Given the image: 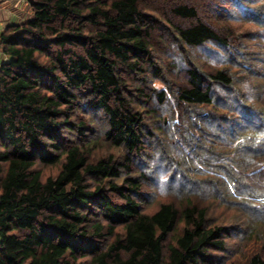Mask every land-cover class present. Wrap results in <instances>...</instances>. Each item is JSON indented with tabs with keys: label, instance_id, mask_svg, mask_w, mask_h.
Here are the masks:
<instances>
[{
	"label": "trees",
	"instance_id": "obj_1",
	"mask_svg": "<svg viewBox=\"0 0 264 264\" xmlns=\"http://www.w3.org/2000/svg\"><path fill=\"white\" fill-rule=\"evenodd\" d=\"M27 1L0 33V264H222L254 198L264 216V82L240 90L223 0ZM243 18L264 30L263 5ZM145 185L181 201L147 212ZM210 196L243 219L217 225Z\"/></svg>",
	"mask_w": 264,
	"mask_h": 264
},
{
	"label": "rangeland",
	"instance_id": "obj_2",
	"mask_svg": "<svg viewBox=\"0 0 264 264\" xmlns=\"http://www.w3.org/2000/svg\"><path fill=\"white\" fill-rule=\"evenodd\" d=\"M212 1V0H210ZM222 1V0H215ZM226 1V2H225ZM223 4L227 7V11L221 10L224 14H221L220 17L218 16V19H215L217 24H219V27L224 32L222 34L228 35L229 40H231L232 46H238L243 49L244 53L247 54V64L250 66V70L246 71V74H243V76H239L238 80L242 81L243 84L240 85V90L242 92H245L244 94L248 93L247 88H249L250 84H252L254 87H260L262 82H264V41L258 40L260 35H263L264 30L262 27L259 26V24L254 21L250 20L244 17V12H246V9H252L257 10L260 9V7L264 6V0H223ZM157 1H151V4H155ZM158 5V4H157ZM156 5V6H157ZM21 9H23L24 17L28 16L31 17L32 12L30 9H28L27 4L23 3ZM162 9V8H161ZM205 10V11H204ZM201 11L211 14H218L220 12L219 6H217L213 1L210 2L206 8L204 7L201 9ZM202 13V12H201ZM227 15H230V18L228 19ZM249 17L252 18V16L249 14ZM255 36V38L253 37ZM163 43H161L162 45ZM212 49H216L217 51L220 50L218 46H215L213 44L210 45ZM158 52V55L162 61V56H164L161 52L160 46L154 50L155 52ZM194 59L197 61L198 64L202 65L204 64L208 69L214 68L213 66H218L216 62H213L209 56H207L206 51L204 49L194 48L193 49ZM180 53V52H179ZM3 58V52L2 48L0 46V63ZM174 60L178 61L177 63L183 66L182 64V58H174ZM263 74L260 76H255L251 74V72ZM258 90H253L252 93L256 92ZM168 119L165 118V121ZM168 122V121H167ZM96 135L99 136V132L96 133ZM99 147L103 149H106V144L104 141L99 142ZM100 148V151H101ZM109 149L113 152L111 146H109ZM117 152V151H116ZM153 160V159H152ZM155 162L153 165L148 166V171L152 173L154 169V165L158 160H154ZM137 162H135L136 164ZM137 169V167H136ZM138 170V169H137ZM56 171L55 168L52 167H46L44 168V174L49 175ZM172 171V170H170ZM152 178H157V173L151 174ZM144 190L146 192L148 191L150 194V201L149 203L144 205V210L147 212H153L157 209L159 203L165 202V201H174L178 204L181 200L179 198H171L170 194L162 193V194H156L153 190V188L144 186ZM220 197V196H219ZM210 198L214 200H200L199 203H202L203 205H208L211 210V216H217V220L215 221L218 224H227L228 221L234 223L241 221V218L243 216V212H241L237 207H229L227 204L223 203L221 200H217L216 198L210 196ZM222 202V203H221ZM261 200L258 198H254L250 202V209L248 210V228H251L253 230L252 234L259 231H264V216H258V213H260V204ZM247 205V204H244ZM246 229V230H247ZM251 229L249 230V234L251 233ZM241 234V232L239 233ZM248 234V237L250 235ZM247 237V238H248ZM247 238L243 239L241 235L238 237L229 238L226 240L228 241L229 250L225 251L224 253H217L222 254L220 255L221 258H224V260H221L222 264H246V257L249 253L253 252L255 249L262 248V253L264 255V234L261 237V240H258L256 242L253 238V240H248ZM251 238V237H250ZM249 252V253H248ZM248 253V254H247Z\"/></svg>",
	"mask_w": 264,
	"mask_h": 264
},
{
	"label": "crops",
	"instance_id": "obj_3",
	"mask_svg": "<svg viewBox=\"0 0 264 264\" xmlns=\"http://www.w3.org/2000/svg\"><path fill=\"white\" fill-rule=\"evenodd\" d=\"M23 3H26L27 8L30 9L27 0H0V33L7 25L18 24L30 18L28 16L24 17L23 9H21ZM5 59L6 57L3 54L1 63Z\"/></svg>",
	"mask_w": 264,
	"mask_h": 264
}]
</instances>
